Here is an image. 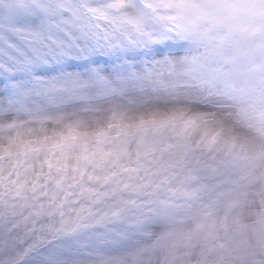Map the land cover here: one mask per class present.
<instances>
[{"label": "snow or ice", "instance_id": "snow-or-ice-1", "mask_svg": "<svg viewBox=\"0 0 264 264\" xmlns=\"http://www.w3.org/2000/svg\"><path fill=\"white\" fill-rule=\"evenodd\" d=\"M0 129H18L23 113L41 124L49 109L81 105L94 112V99L125 97L130 89L172 99L194 89L189 103L227 100L241 120H252L264 134V0H0ZM246 14L258 21L242 22ZM249 42L251 47H249ZM181 53H184L181 55ZM131 99L129 103H131ZM67 135L53 146L65 153L86 121L76 112ZM126 112L112 109L108 128L99 127L101 151L111 146L114 162L127 176L94 187L98 163L84 155L75 174L53 159L45 162L31 196L20 193L0 216V243L26 245L33 264H150L155 248L162 264H191L161 238L152 248H137L157 222L198 214L203 219L233 195L239 180L229 172L240 165L244 149L220 145L215 136L191 139L205 122L181 107L141 111L132 124ZM114 122V123H112ZM130 141L134 156L123 158ZM86 154L87 145L81 146ZM39 151V149H37ZM29 155V151L23 153ZM264 155V154H262ZM3 187L0 178V188ZM101 188L103 190H101ZM0 192V207H6ZM257 239L245 246L232 237L202 246L198 264H264V216ZM27 237L21 241V234ZM185 239H191L186 236ZM187 247V246H186Z\"/></svg>", "mask_w": 264, "mask_h": 264}, {"label": "rangeland", "instance_id": "rangeland-1", "mask_svg": "<svg viewBox=\"0 0 264 264\" xmlns=\"http://www.w3.org/2000/svg\"><path fill=\"white\" fill-rule=\"evenodd\" d=\"M7 3V0H5ZM3 5H0V11ZM258 21L259 17L246 14L242 22ZM249 47L251 43L249 42ZM184 53H181L183 55ZM185 95L172 99L165 94H152L150 92L140 93L135 89L129 90L125 97H112L109 99H94V112L80 113L79 104H69L64 109H49L55 115L63 112L66 119L57 122L55 118L41 124L38 121L30 120L23 113L15 118L22 122L18 129H0V178L3 187L0 192L4 193L3 199L6 207H0V216L7 214L11 205L21 203L13 198L17 196L20 185V193L31 196L32 185L37 181L42 172L48 171L45 162L53 159L66 169L67 176L75 174L77 167L85 163L84 155L88 159L98 163V167L92 172L94 179L93 186L100 187L106 181L116 179L117 176H127L114 163L120 152L115 151L111 146L106 151H101L96 143V132L99 127L105 131L115 132V128H108L111 122L112 109L126 112L125 123L132 124L136 121L141 111L160 108L181 107L185 109L186 115L192 116L203 114L205 122L196 128L191 135L193 141H199L201 137L215 136L218 144L236 145L243 148L242 159L239 167L230 170L229 174L239 180V185L231 197L214 207L210 214L201 219L198 214L186 216L175 222H157L152 224L148 231L150 235L140 239L135 245L128 249L125 255H130L137 248H152L160 242H167L161 238L173 236L171 243L177 249L178 256L190 259L191 264H198V257L202 246L208 244L213 237L218 242H224L225 236L232 237L239 230L237 238L245 246L254 245L257 239V221L264 216V134L259 131V126L252 120H241L237 115V108L227 100L213 99L206 103H189L199 94L194 89L181 90ZM131 99V103L129 100ZM76 112L86 121L85 125L77 130L74 139L67 140L66 144L72 145L65 153L56 152V156L50 155L54 150L53 146L61 142V133L67 135L65 125L71 122L74 117L70 114ZM6 123L5 118L0 117V125ZM114 123V122H112ZM87 145L86 154L82 152L81 146ZM39 149V151H37ZM29 151L25 156L23 153ZM136 151L135 141H130L124 151L123 158L134 156ZM101 190H103L101 188ZM190 236L191 239H185ZM27 237L21 234L20 240ZM187 246V247H186ZM26 245L18 241L15 245L0 243V264H33L34 257L31 253L25 252ZM160 248L154 249L150 264H162L163 256ZM86 258L84 264H88Z\"/></svg>", "mask_w": 264, "mask_h": 264}]
</instances>
